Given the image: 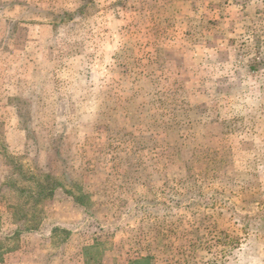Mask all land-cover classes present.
<instances>
[{
	"label": "rangeland",
	"instance_id": "obj_1",
	"mask_svg": "<svg viewBox=\"0 0 264 264\" xmlns=\"http://www.w3.org/2000/svg\"><path fill=\"white\" fill-rule=\"evenodd\" d=\"M15 205L38 233L10 239ZM93 244L264 264V0H0V245L84 264Z\"/></svg>",
	"mask_w": 264,
	"mask_h": 264
},
{
	"label": "trees",
	"instance_id": "obj_2",
	"mask_svg": "<svg viewBox=\"0 0 264 264\" xmlns=\"http://www.w3.org/2000/svg\"><path fill=\"white\" fill-rule=\"evenodd\" d=\"M44 180L40 183L36 184V191L31 192V198L34 200L32 201L31 206L34 207L37 203H41L44 200H47L52 197L54 190L59 186V183L57 181H54L53 178L50 175H46L43 177ZM53 180V181H51ZM76 201L79 203L80 201L76 199ZM21 213V209L18 205L14 206V212L12 214V217L15 221H17V218L20 219L21 227L16 230L10 239L16 238L22 233L26 232H32L38 229V221L32 218H27L26 215H19ZM71 235V232L65 228L61 227H53L50 234V244L54 247L64 243L69 236ZM97 244H93L91 247H85L83 252L85 256L84 264H100V257L99 256L100 251ZM16 248L11 247H2L0 245V262H4L6 260V256H13ZM99 250V251H98ZM103 253V252H102ZM128 264H152L149 262V258H140L135 259L132 261H129Z\"/></svg>",
	"mask_w": 264,
	"mask_h": 264
},
{
	"label": "crops",
	"instance_id": "obj_3",
	"mask_svg": "<svg viewBox=\"0 0 264 264\" xmlns=\"http://www.w3.org/2000/svg\"><path fill=\"white\" fill-rule=\"evenodd\" d=\"M51 230H52V229H49V233H48L47 237H49V234H51ZM67 230H68V229H67ZM32 232L38 233V232H39V228H38L37 230H35V231H32ZM26 233H30V232H26ZM26 233H22V234H26ZM10 234L13 235V233H10ZM10 234H9V235H10ZM22 234L20 235V239H21ZM45 237H46V236H43L42 238H43L45 241H47V240L45 239ZM47 237H46V238H47ZM49 241H50V238H48V242H49ZM11 262H12V261H11ZM11 262L5 260L4 262H0V264H14V263H11ZM17 264H28V263H26L25 260H24L23 258H21L20 261H19V263H17Z\"/></svg>",
	"mask_w": 264,
	"mask_h": 264
}]
</instances>
